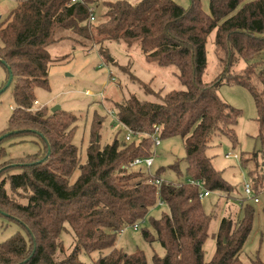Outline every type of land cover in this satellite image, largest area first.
<instances>
[{"label":"trees","instance_id":"trees-1","mask_svg":"<svg viewBox=\"0 0 264 264\" xmlns=\"http://www.w3.org/2000/svg\"><path fill=\"white\" fill-rule=\"evenodd\" d=\"M16 1L0 19V65L7 73L1 88L11 71L15 104L8 129L0 135L12 133L0 142V221L14 223L21 231L0 242V264H86L81 255L95 253L99 257L92 264H148L143 251L127 254L118 249L117 239L145 220L157 202L168 211L141 232L147 243L157 242L165 251L164 257L153 256L154 264H243L240 256L253 229L256 203L235 197V187L215 169L207 150L221 140L233 149L239 146L236 127L242 111L223 101L219 88L248 90L257 111V148L239 160L255 196L264 194V0H209L210 13L202 0H191L188 9L172 0ZM63 33L68 35L56 38ZM213 33L220 74L205 82L207 43ZM67 38L99 46L103 61L129 74L155 99L131 94L110 103L125 135L132 133V142L118 132L102 145L104 120L95 112L84 160L75 143V113L62 109L47 114L46 107L32 111L36 89H49L55 62L49 49ZM111 42L138 43L148 62L176 68L183 88L166 92L141 82L111 57ZM241 61L244 67L237 69ZM27 137L36 139L40 151L23 159L26 163L9 165L15 159L5 160L4 144L17 138L25 142ZM155 137L182 139L184 168L181 161L154 174L129 167L135 159L154 154ZM167 171L179 179H164ZM189 181L227 202L236 199L240 209L223 218L213 233L216 252L210 262L205 261L204 245L219 211L208 214L201 188ZM68 227L74 235L69 253L62 241Z\"/></svg>","mask_w":264,"mask_h":264},{"label":"rangeland","instance_id":"rangeland-1","mask_svg":"<svg viewBox=\"0 0 264 264\" xmlns=\"http://www.w3.org/2000/svg\"><path fill=\"white\" fill-rule=\"evenodd\" d=\"M130 1L133 4H137L140 0ZM172 1L185 9L191 6V0ZM16 5V0H0V19H5ZM202 6L206 12L210 13L209 0H202ZM93 9L94 11L97 9V14L100 11L97 7H93ZM68 34H58L56 38L59 39ZM214 40L215 34L213 33L207 43L208 68L204 76L205 82L214 81L220 74ZM107 45L111 57L120 66H127L129 72L141 82H151L153 88L157 90L164 89L166 92L183 88L176 68L161 67L154 62H148L138 43L128 46L126 43L111 42ZM98 50L99 46L93 42H86L85 45H81L72 38H67L50 47L49 51L55 62L50 66L49 89H36L37 102L32 109L33 112H36L41 110L42 107H46L47 114H49L54 107L60 106L61 110L75 113L79 117L75 143L80 148L83 160L86 158L90 129L95 112L101 115L99 117L101 120H104L101 130V144L106 145L112 142L118 132L125 136V130L116 120L115 115L111 113L112 111H110L111 102H121L131 94H135L142 100L155 101L154 97L145 93L139 82L135 83L129 79V74L125 75L119 71V68L103 61ZM243 67L244 62L241 61L237 69ZM6 78V70L0 65V88L4 85ZM13 89L14 83L12 82L8 89L0 95V135L8 129V121L14 110ZM87 92H90L91 95H88ZM218 94L223 101L242 111V116L236 127L239 146L233 149L229 141L221 140L214 143L207 150V155L212 159L215 169L221 171L224 178L235 187V197L246 198L245 184L250 183V180L247 170L240 165L239 157L242 153H252L257 148L255 141L258 135L256 107L248 90L242 87L224 85L219 88ZM25 139V142H19L20 139L17 138L4 144L7 152L5 160L15 159L9 161V165L12 164L14 166L15 164L26 163L27 158L40 151L41 146L34 141L35 138L27 137ZM154 154L156 160L151 169L153 174L158 168L168 167L185 157L183 141L180 137L161 141L160 145L155 148ZM227 155H231V157ZM235 155H237V158ZM181 166L182 168L185 167V163L182 161ZM78 174L76 173L75 176L77 177ZM163 178L168 181H177L179 179L173 171H167ZM258 198L260 203L254 204L256 216L253 229L240 256L243 264H252L254 261L264 263V194L259 195ZM203 202L208 214L219 211L212 220L210 236L204 245L205 261L210 262L216 252V240L213 237V233L218 231L223 218L234 213L238 214L240 209L236 199L232 198L227 202L225 199L222 200V197L217 193H212ZM167 211V207L157 202V205L150 210L145 220L139 222L138 228L128 227L118 235L117 248L122 249L127 254H132L137 250L143 251L148 264H154V255L164 257L165 251L161 245L157 242L153 244L147 243L143 239L141 232L143 229H151L152 219H160L162 214ZM19 231L21 230L18 225L1 220L0 242L9 240ZM73 237V232L68 227V232L62 235V241L67 253L71 250ZM62 256L61 254L59 255V257ZM98 257L99 255L96 253L93 255L83 254L81 255V261L86 264H92Z\"/></svg>","mask_w":264,"mask_h":264},{"label":"built area","instance_id":"built-area-1","mask_svg":"<svg viewBox=\"0 0 264 264\" xmlns=\"http://www.w3.org/2000/svg\"><path fill=\"white\" fill-rule=\"evenodd\" d=\"M80 0H73V2H77ZM95 21V17H91V22ZM112 77V75H111ZM88 95H91L90 92H87ZM112 114H114V112H111ZM115 115V114H114ZM116 117V116H115ZM117 120V119H116ZM133 135L131 132H126L125 135V140L126 142H132L133 141ZM161 141L160 139L157 137L154 138V144H155V148H157L160 145ZM228 157H231V155H227ZM235 157L237 158V155H235ZM155 160H156V156L155 154H153L152 156L148 157V158H138L135 159L131 164H130V168L131 169H140V170H147L149 173L151 172L152 167L155 164ZM191 184L197 185L201 188V194H200V199L201 201L206 200L207 198H209L212 193L209 191H206L203 186L199 183V182H194V181H189ZM161 181H157V184H160ZM245 194H246V198L247 200H251L254 201L256 204L260 203V199L255 196L253 189L251 188V185L249 183L245 184ZM139 225H137L135 228H138Z\"/></svg>","mask_w":264,"mask_h":264},{"label":"water","instance_id":"water-1","mask_svg":"<svg viewBox=\"0 0 264 264\" xmlns=\"http://www.w3.org/2000/svg\"><path fill=\"white\" fill-rule=\"evenodd\" d=\"M13 74L11 73V71H10V76H9V79H8V82H7V84L2 88V89H0V95L6 90V89H8V87L12 84V82H13ZM61 110V107L60 106H56V107H54L53 109H52V113H56V112H58V111H60ZM10 134H12V133H7V134H5V135H3V136H0V142L2 141V140H4V138H6V137H8Z\"/></svg>","mask_w":264,"mask_h":264},{"label":"crops","instance_id":"crops-1","mask_svg":"<svg viewBox=\"0 0 264 264\" xmlns=\"http://www.w3.org/2000/svg\"><path fill=\"white\" fill-rule=\"evenodd\" d=\"M39 103V102H38Z\"/></svg>","mask_w":264,"mask_h":264}]
</instances>
